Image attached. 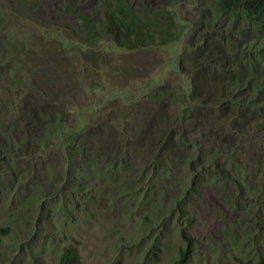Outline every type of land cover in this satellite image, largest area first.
I'll use <instances>...</instances> for the list:
<instances>
[{"label": "rangeland", "instance_id": "1", "mask_svg": "<svg viewBox=\"0 0 264 264\" xmlns=\"http://www.w3.org/2000/svg\"><path fill=\"white\" fill-rule=\"evenodd\" d=\"M71 1L89 13L103 5ZM67 2L0 0V111L8 109L0 113V264H55L69 243L78 264H180L181 231L191 237L181 264H254L264 256V133L240 153L234 185L205 175L190 193L177 147L155 170L134 149L158 97L189 88L172 65L190 48L192 28L148 41L111 23L90 44L61 15ZM177 12L184 23L200 15L188 0ZM166 101L174 114L177 104ZM41 125L42 136L24 139ZM229 196L247 208L232 210Z\"/></svg>", "mask_w": 264, "mask_h": 264}, {"label": "trees", "instance_id": "2", "mask_svg": "<svg viewBox=\"0 0 264 264\" xmlns=\"http://www.w3.org/2000/svg\"><path fill=\"white\" fill-rule=\"evenodd\" d=\"M69 1L60 8L61 15L70 17L72 28L86 35L90 44L98 42L99 35L111 33V23L118 33L125 29L136 31L141 37L145 34L148 41L158 33L173 35L175 25L192 28L190 48L172 65L173 70L184 76L189 88L175 95L163 92L158 97L160 110L146 114L148 125L136 130L140 132V141L141 135L144 139L134 149L136 156L146 155L144 158L155 170L159 163L163 164L159 156L170 145L177 147L181 152L178 161L187 160L192 175L189 193L196 182L199 185L205 182L202 178L205 175L212 180L220 179L225 188L234 185L233 170H239L240 153L264 133V0H188L200 15L196 21L185 23L177 11L187 0L173 3L167 0L169 4L159 6L146 0H103L99 13L85 12L77 2ZM96 21L101 25V33L93 27ZM166 100L177 104L174 114L167 111ZM5 106L6 103L0 111L2 120L7 118ZM41 108L45 109L44 104ZM44 127L24 129V139L33 134L42 136ZM3 128L1 133L5 134L8 128ZM9 139L12 137L6 138ZM226 202L232 210L247 208L248 204L244 198L232 196ZM189 233L181 231L186 244L180 249V264L191 249ZM78 263V249L69 243L63 246L55 264ZM254 264H264V256Z\"/></svg>", "mask_w": 264, "mask_h": 264}]
</instances>
